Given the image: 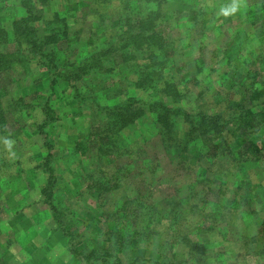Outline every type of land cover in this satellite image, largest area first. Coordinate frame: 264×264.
<instances>
[{
    "label": "rangeland",
    "instance_id": "obj_1",
    "mask_svg": "<svg viewBox=\"0 0 264 264\" xmlns=\"http://www.w3.org/2000/svg\"><path fill=\"white\" fill-rule=\"evenodd\" d=\"M132 1L36 0L37 14L42 16L35 23L40 35L46 21L55 25L61 24L55 15L64 18L61 25L66 36L47 45L56 56L57 68L42 66L32 54L26 66L0 70V264H84L43 204L40 190L46 170L42 155L47 151L56 175L53 203L64 227L81 245L79 249H99L105 244L103 223L108 230L122 229L112 219L124 204L125 223L132 231L139 229L125 241L113 236L116 245L107 242L117 259H92V264H264V242H257L264 231V163H239L236 168L223 163L228 157L217 155L206 161L201 156L206 150L202 144L183 149L188 162H180L173 156L176 153H166L150 114L120 130L110 126L104 105L131 95L146 102L161 99L133 88L136 75L131 74L129 63H143L138 61L142 51L125 58L129 47L119 49L125 17L138 7ZM232 2L158 0L152 4L164 6L166 38L172 40L179 33L184 40L173 46L184 61L171 66L168 73L183 92L190 93L185 108L202 106L227 117L244 102L245 77L257 64L251 59L244 64L239 56H250L247 48L253 49L264 38V25L240 24L245 19V0H234L239 5L236 13L218 14L222 5ZM193 9L196 16L191 19L188 14ZM22 12L19 0H0V22L9 39L11 23ZM11 46H0V51ZM257 51L264 56V47ZM21 52H28L23 44ZM109 54L111 63L103 64ZM97 61L101 66H94ZM82 66L89 73L76 77ZM259 107L264 111V100L256 102L255 109ZM118 131L123 140L120 151L114 139ZM256 137L264 149V130ZM5 140L12 141L11 148ZM100 149L106 154L101 155ZM100 178L118 186L98 199L91 198L90 185ZM91 208L97 213L92 222L86 218ZM149 209L154 218L143 221ZM200 223L209 232L197 236ZM145 225L149 230L140 234ZM183 237L193 241L200 237L203 259L190 258Z\"/></svg>",
    "mask_w": 264,
    "mask_h": 264
},
{
    "label": "trees",
    "instance_id": "obj_2",
    "mask_svg": "<svg viewBox=\"0 0 264 264\" xmlns=\"http://www.w3.org/2000/svg\"><path fill=\"white\" fill-rule=\"evenodd\" d=\"M19 1L23 12L19 18L13 20L11 23V39H9V33L0 22V46L3 48L10 43L12 44L10 50L0 51V70L10 69L18 65L26 66L28 57L32 54L37 56L39 64L42 66L45 65L47 68H57L58 61L56 60V56L53 51L47 49V45L55 44L66 36V29H64L65 25H61L64 18L56 13L57 15H55V17L57 19L58 17L61 18V24L57 23L53 25L54 23L46 21L43 33L40 35L35 23L41 20L42 16L37 14L38 9L36 7V0ZM38 1H41V3L44 2V0ZM157 1L158 0H153V2H148V0H134L135 3L137 2L138 7L136 11L132 10V12H129V15L125 17L126 25L124 26L125 29L120 39L119 49L129 47L127 52L128 55L126 54L125 58L134 56L139 50L142 51L139 57L140 60L138 61H143V63L138 64L133 63L134 61H131L132 63L126 61L130 62L129 66L132 67L131 74L136 75L134 82L135 87L133 88H137L144 93L146 92L154 96L160 95L161 99L146 102L145 99L137 95H131V97H127L115 104L104 105L103 110L109 119L110 126L116 128V130H120L135 125L146 116V114H150L153 116L156 122L155 124L159 128L162 145L166 153H176L173 156L177 157L180 162H188L185 161L187 152H184L183 149L186 150L196 144H202L203 147H206V150L204 155L201 156L202 159L206 161L213 159L217 155L219 157H228L227 161L223 163L235 167L239 165V163H264V149L260 146L258 137H256L258 131L264 130V111L261 107H259V110L255 109L256 102L264 100L262 99V97H264V73H262L259 78L257 77L260 71L264 70V56L261 55L260 51H257L261 47H264V38L261 37V41L258 40L253 49L247 48V53L250 55L249 57H244V55L239 56L244 64H247V61L250 59L253 64H257V68L254 71L248 70L247 77H245V79H247L245 83L247 92L242 104L238 103L234 111L230 109L231 113L227 115V117H224L222 111L214 109L204 110L201 108L202 106L195 110L185 108L184 103L187 102V96L190 93L186 91L183 92V87L177 86L168 73V69L171 68V66H175L180 61H184L183 56H176L179 55V53L177 52L178 50L173 47L184 40L180 37L179 33V36L177 38H172V40L168 39L169 37L166 38L164 28H162L164 25L163 20H166L163 16L164 6L162 3H157L155 7L152 5ZM252 1L254 2L247 4L245 0L243 4L246 12L245 19L240 20V24L255 25V23L258 22L264 25V0ZM195 13L196 11L193 9L188 14V17L194 19L196 16ZM201 22L204 24L206 21L202 20ZM198 23L199 22L196 24ZM122 25L123 24L119 25L118 30H121ZM181 26L184 25L181 24ZM262 27L261 36H264V26ZM205 28L207 27L203 26V29ZM22 44L27 48L28 52L26 55L21 52ZM110 57L111 54L106 55L103 64L111 63L112 60ZM94 66H101V61H97ZM77 69L80 72H76V77H78L81 72L85 75L89 73V70L84 66L78 67ZM47 123L46 121L44 124ZM225 132H229V134L227 135ZM115 134L117 135L114 137L117 142L116 148L120 151L119 145L123 144V140L119 131L115 132ZM234 147H236L235 150ZM103 151L104 150L100 149L101 155L106 154V151ZM50 155L51 153L49 154V151L42 155V166L46 170L44 173L46 177L44 181L45 184L41 187L40 191L43 204L49 207L52 218L55 220L56 224L62 228L64 234L69 236L68 242L70 249L75 256L83 260L84 264H92V259H100L102 262H106L108 258L117 259V255L109 249L110 245L106 246L107 242H111L113 236L119 241H125L130 233H137V230H139L135 229V231H132L133 227L125 223L123 219L127 215L126 209L124 208L125 204L116 210L112 219L115 225H120L119 227L122 229L108 230L106 223H103L102 228H104V233H101L107 236L106 239H103V241L105 240V244L99 249L90 248L87 251L79 249L81 245L75 241L73 234L69 233L70 231L64 227L59 209L57 205L53 203L52 187L56 175L54 173V168L49 165ZM108 156H110V154ZM100 179H96L94 184L90 185L92 186V188L90 187L91 198L98 199L101 193H108L111 190H116L118 186L116 185L117 182L112 183L111 180ZM138 207V210L141 212L143 209L141 208V204H139ZM171 212H173L172 209L170 210V213ZM152 213V209H149L148 213L145 211L144 215L142 214V220L144 221L143 218H146L147 221L151 222L154 218ZM96 214L95 209L91 208L86 218L92 222V220H95ZM135 219L136 218H134L133 221ZM257 222H261V220L258 219ZM200 224L201 227L195 231L197 236H202L209 232L208 229L202 226V223ZM261 224H264V220H262ZM123 225L127 226L122 227ZM94 226L97 225L94 224ZM146 228L149 230V227L145 225L144 230L139 231L141 232L140 234H142V232L145 233ZM96 231L98 232V229H96ZM147 236L148 235L141 237L139 241H143ZM260 237L261 239L259 238V240H256L261 245L260 240L264 242V231H261ZM182 241L186 244L190 258L203 259L204 244L200 237L196 241L183 237ZM112 245H116V242L114 243L113 240ZM169 264L175 263L170 262Z\"/></svg>",
    "mask_w": 264,
    "mask_h": 264
},
{
    "label": "clouds",
    "instance_id": "obj_3",
    "mask_svg": "<svg viewBox=\"0 0 264 264\" xmlns=\"http://www.w3.org/2000/svg\"><path fill=\"white\" fill-rule=\"evenodd\" d=\"M238 8H239V5L233 0L232 3L222 5L218 10V14L222 16H229V15L236 13L238 11ZM4 144L7 147L11 148L12 141L5 140Z\"/></svg>",
    "mask_w": 264,
    "mask_h": 264
}]
</instances>
